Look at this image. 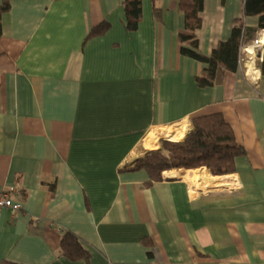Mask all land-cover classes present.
I'll return each mask as SVG.
<instances>
[{
    "label": "crops",
    "instance_id": "obj_1",
    "mask_svg": "<svg viewBox=\"0 0 264 264\" xmlns=\"http://www.w3.org/2000/svg\"><path fill=\"white\" fill-rule=\"evenodd\" d=\"M122 1L13 0L2 14L0 191L16 187L21 209H0V264H264V31L219 85L200 87L206 65L180 51L177 0H142L133 32ZM243 2L203 0L200 53L235 20L257 28ZM210 113L244 149L234 173L172 169L148 184L127 169L164 129L184 125L182 140L192 116ZM62 231L88 260L59 254Z\"/></svg>",
    "mask_w": 264,
    "mask_h": 264
},
{
    "label": "trees",
    "instance_id": "obj_2",
    "mask_svg": "<svg viewBox=\"0 0 264 264\" xmlns=\"http://www.w3.org/2000/svg\"><path fill=\"white\" fill-rule=\"evenodd\" d=\"M13 0L0 3L1 17L7 12ZM125 13L124 26L128 32L138 28L142 16V0H123ZM178 9L184 16V32L179 34L182 43L180 51L206 66L195 76L200 87L219 85L226 71H235L238 67L241 47L255 38L258 31H264V0H244L243 14L258 17L255 29L247 28L241 19L235 20L227 40L219 41L209 55L198 50V40L194 32L201 26L203 0H177ZM158 17L159 10L154 8ZM109 28L107 21L94 26L88 37L99 36ZM261 75L264 77V52L260 63ZM191 129L182 140H161V146L149 150L137 159L128 170L144 169L149 175L150 184L162 180V173L172 169H195L206 167L213 176L227 175L236 171V159L244 155V149L234 137L230 125L220 113L195 115L190 118ZM59 254L68 260L89 259L88 251L79 238L70 231H62ZM2 264H17L4 260Z\"/></svg>",
    "mask_w": 264,
    "mask_h": 264
},
{
    "label": "bare ground",
    "instance_id": "obj_3",
    "mask_svg": "<svg viewBox=\"0 0 264 264\" xmlns=\"http://www.w3.org/2000/svg\"><path fill=\"white\" fill-rule=\"evenodd\" d=\"M183 122H185V121H183ZM184 132H185V127L183 125L179 130H174V129H171V128L164 129L161 132V134H163V136H165L166 138H168L170 140L176 141V140H179L184 135ZM158 136H159V133H155V132L151 133L148 136V138L146 139V141H145V146L147 148L153 147L156 144V142H157Z\"/></svg>",
    "mask_w": 264,
    "mask_h": 264
},
{
    "label": "built area",
    "instance_id": "obj_4",
    "mask_svg": "<svg viewBox=\"0 0 264 264\" xmlns=\"http://www.w3.org/2000/svg\"><path fill=\"white\" fill-rule=\"evenodd\" d=\"M16 189V187H12L0 191V209L8 208L14 212H18L21 209V204L18 202H14L9 195L11 191H16Z\"/></svg>",
    "mask_w": 264,
    "mask_h": 264
},
{
    "label": "rangeland",
    "instance_id": "obj_5",
    "mask_svg": "<svg viewBox=\"0 0 264 264\" xmlns=\"http://www.w3.org/2000/svg\"><path fill=\"white\" fill-rule=\"evenodd\" d=\"M162 139H164V140H170V139H168V138H161L160 140H159V144H160V146H161V140ZM171 141H174V140H171ZM159 148V147H158ZM155 149H157V148H155Z\"/></svg>",
    "mask_w": 264,
    "mask_h": 264
}]
</instances>
